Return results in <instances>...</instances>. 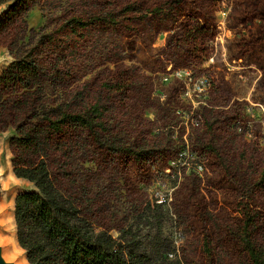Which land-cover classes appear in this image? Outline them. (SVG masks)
<instances>
[{
    "label": "rangeland",
    "instance_id": "rangeland-1",
    "mask_svg": "<svg viewBox=\"0 0 264 264\" xmlns=\"http://www.w3.org/2000/svg\"><path fill=\"white\" fill-rule=\"evenodd\" d=\"M132 1L152 8L167 0H40L27 13L33 42L44 32L64 38L73 87L84 93L80 104L101 98L119 139L135 146V154H119L87 139L82 155L58 153L50 161L53 175L64 185L62 172H73L78 185L97 194L95 221L115 236L135 205L158 198L168 202L164 229L184 264H248L238 237L242 204L248 201L264 222V183L253 185L264 173V0H184L186 14L174 23L128 13L112 27L66 26L72 17L116 13ZM14 3L0 6V19ZM20 24L0 34V74L14 59L9 44ZM188 72L209 78L204 96L194 92ZM14 135L13 127L0 135V256L27 264L15 198L35 186L13 173ZM258 237L264 241V229Z\"/></svg>",
    "mask_w": 264,
    "mask_h": 264
},
{
    "label": "trees",
    "instance_id": "trees-1",
    "mask_svg": "<svg viewBox=\"0 0 264 264\" xmlns=\"http://www.w3.org/2000/svg\"><path fill=\"white\" fill-rule=\"evenodd\" d=\"M7 1L12 0H0V6ZM14 1L0 19V34L23 24L9 44L14 59L0 74V135L9 127L15 129L11 138L13 173L35 186L15 198L17 241L29 264H184L173 234L164 229L170 217L167 200L155 198L147 200L145 206L135 205L115 236L95 221L97 194L91 195L86 185H78L81 182H76L73 172H62L64 185L53 175L50 161L58 153L69 158L82 155L87 139L119 154L133 155L135 146L119 139L101 98L93 104H80L84 93L73 87L75 74L66 62L69 52L61 43L64 38L44 32L32 41L35 30L28 27L26 16L40 0ZM183 2L167 0L145 8L132 1L116 13L72 17L66 26L74 32L112 27L119 16L124 18L128 13L174 23L186 14ZM211 149L229 171L221 152ZM263 183L264 173L253 185ZM241 210L238 237L248 264H264V241L258 237L264 229L263 215L248 201ZM208 240L206 236L205 243Z\"/></svg>",
    "mask_w": 264,
    "mask_h": 264
},
{
    "label": "built area",
    "instance_id": "built-area-1",
    "mask_svg": "<svg viewBox=\"0 0 264 264\" xmlns=\"http://www.w3.org/2000/svg\"><path fill=\"white\" fill-rule=\"evenodd\" d=\"M184 74H185L184 72H182V74H179L178 72H176V75H179V76L184 75ZM188 78L192 81L191 83L193 84L194 92L200 97L204 96L205 92L208 91V89L212 86L211 81L206 76L193 78L192 74L188 72ZM187 87L191 91L190 85H188ZM187 93L189 94L190 92H187ZM197 103L198 102H195V100H193V103H192L193 107H196ZM194 112H195V108L191 111L192 120L195 121L196 123H199V120L202 118V116L200 113L198 112L194 113ZM186 155H187L186 149L181 148L179 150V157L184 159L187 157ZM198 169H202V165H198Z\"/></svg>",
    "mask_w": 264,
    "mask_h": 264
},
{
    "label": "water",
    "instance_id": "water-1",
    "mask_svg": "<svg viewBox=\"0 0 264 264\" xmlns=\"http://www.w3.org/2000/svg\"><path fill=\"white\" fill-rule=\"evenodd\" d=\"M0 193H1V188H0ZM0 264H7V263H5V262L3 261V259L1 258V256H0Z\"/></svg>",
    "mask_w": 264,
    "mask_h": 264
},
{
    "label": "bare ground",
    "instance_id": "bare-ground-1",
    "mask_svg": "<svg viewBox=\"0 0 264 264\" xmlns=\"http://www.w3.org/2000/svg\"><path fill=\"white\" fill-rule=\"evenodd\" d=\"M9 168H10V166H9ZM11 169H12V168H11ZM0 170H1V168H0ZM0 175H1V172H0ZM12 176H13V175H12ZM14 177H15V176H14ZM11 244H12V242H11ZM16 248H17V246H16ZM19 248H21V247L19 246ZM19 250H20V249H19ZM25 258H26V257H25ZM25 258H24V259H25ZM27 261H28V260H27ZM28 263H29V262H28ZM28 263H27V264H28Z\"/></svg>",
    "mask_w": 264,
    "mask_h": 264
}]
</instances>
